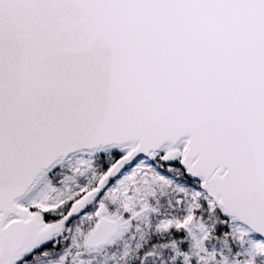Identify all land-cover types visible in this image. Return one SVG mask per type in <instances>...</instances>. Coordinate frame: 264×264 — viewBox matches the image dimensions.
<instances>
[{
  "label": "snow or ice",
  "instance_id": "1",
  "mask_svg": "<svg viewBox=\"0 0 264 264\" xmlns=\"http://www.w3.org/2000/svg\"><path fill=\"white\" fill-rule=\"evenodd\" d=\"M0 264H264V0H0Z\"/></svg>",
  "mask_w": 264,
  "mask_h": 264
}]
</instances>
